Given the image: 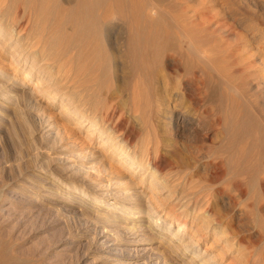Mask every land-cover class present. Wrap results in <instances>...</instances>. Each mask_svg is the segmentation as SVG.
<instances>
[{
    "label": "rangeland",
    "instance_id": "obj_1",
    "mask_svg": "<svg viewBox=\"0 0 264 264\" xmlns=\"http://www.w3.org/2000/svg\"><path fill=\"white\" fill-rule=\"evenodd\" d=\"M5 1L14 5V0ZM48 2L62 16L74 14L73 2ZM139 4V22L174 29L182 17L191 21L187 26L192 30L215 36L213 43L228 61V67L212 71L229 75L218 82L215 93L221 108L232 107L223 113L225 127L203 121L181 133L182 123L192 120L190 112L179 111L188 103L178 100L186 88L163 94L166 110L150 112L146 106L135 118L122 114L133 132L132 145L158 141L151 160L160 165L163 177L155 183L150 166L133 164L130 170L129 159L118 160L106 144L100 146L97 129L88 130L93 120L87 110L93 109V62L74 60L84 70L74 91L65 85L68 79L55 75L57 63L37 53L33 57L20 46L32 37L42 39L41 33L8 39L9 29H0V264H203L202 258L212 264H247V259L264 264V0H131L119 6ZM51 22L33 21L47 28L46 43L54 42L53 26L62 30L67 45L80 32L85 34L66 19ZM129 26L125 28L132 29ZM87 49L92 51L93 42ZM66 55L68 59L72 54ZM65 59L63 65L71 61ZM230 91L235 100H229ZM48 95H53L50 102ZM234 125L242 130L232 131ZM219 147L227 149L218 152ZM207 149L208 155H220L222 163L204 157ZM192 156L198 161L183 166ZM188 174H193L190 181ZM101 196L97 206L94 199ZM115 201L119 205L113 223L97 222L95 217L113 209ZM135 207L141 210L137 213ZM213 217L224 223L218 225ZM150 218H158L159 230L144 233L141 229ZM176 218H186L188 228L171 241L178 229ZM118 233L126 235L125 241L116 237ZM224 253L227 259L220 262L217 254Z\"/></svg>",
    "mask_w": 264,
    "mask_h": 264
},
{
    "label": "bare ground",
    "instance_id": "obj_2",
    "mask_svg": "<svg viewBox=\"0 0 264 264\" xmlns=\"http://www.w3.org/2000/svg\"><path fill=\"white\" fill-rule=\"evenodd\" d=\"M60 1L63 3H74L72 7L74 14L72 13V16L69 15V17H67L66 15L68 14L62 16V14H60L62 11L56 8L52 9L50 6H48V0H14V5L11 7H9L10 4L8 6L7 4H4L6 2L5 0H0V29L4 27L9 29V36L7 37L8 39L9 37L13 36V34L17 35V38L20 39L21 37L30 38L33 33H41L44 36L42 39H36L32 37L29 42L24 44L22 42V45L20 46L23 47L24 45V48H27L29 54H33V57L37 54H40V56H44L42 60L47 62L53 61L57 63L56 68H54L55 66H51L54 68V70L50 67V71L53 70L55 75L59 73V76L63 78L61 79L58 76V79L61 81L68 79L65 85L71 86L74 91L80 87L79 73L80 75L84 73V70L78 67L74 60H77V63L84 59H88L89 63L93 62V66L91 64L89 66L91 69H93V86L91 85L93 89L91 88L90 92L93 94V106L91 105L93 109H87L88 115L92 116L93 120L91 121L92 123H90L88 130L91 129L94 133V131L97 129L99 142L101 143L100 146L104 147L106 144L109 149L118 155V160L123 158L129 159L131 162V164L128 166L130 170H133V167L131 166L133 164H136V166H144V168H148V166H150L152 172L151 180H155V183H157V181L163 177L161 176L162 169L160 165L157 164L155 159L151 160L153 157L151 156V153L157 154L158 152L154 143L158 141H154L152 139L154 141L152 142L150 139H148L140 146H136V144L132 145L131 141L129 140V136L131 137L133 132L130 126H127L128 129H126V121L122 114L125 113L124 115L130 116V118H135L137 117L136 112L146 110V106L150 108V112L157 110L159 111L162 108L168 109L169 106L161 99H164L163 94L166 93L165 96H167L169 89L173 88L174 90H179L180 88H186V93L181 94L180 97H178V100L182 99L188 103L185 107L181 105L179 111L181 110L180 112L182 113L190 112L192 120L188 119L187 122L182 123L181 133H184V131L188 130L189 127L191 128L200 126L203 121H208L211 123V127L214 123L218 129L225 127L226 120L225 117H223V113L226 110L232 109V107H230V105L229 107H224V109L221 108V105L215 100V93L218 87V82L228 78L229 75L227 72L220 75H217L216 72L215 75L212 73V71L218 70V68L222 66L225 68L228 67V65H226L228 61L225 59V52H219V50L216 48V44L213 43L215 36L213 38L210 33H206L207 30H205L206 32L192 30V28L187 26L191 21L186 22L189 21V19L186 20L182 17L179 19L177 24H175L174 29L172 27L163 28L159 25H151L150 20L149 23L144 21V23L142 21L139 22L135 17L140 14L139 12L143 9L142 4H139V6L136 7L133 6L134 8L127 5L129 7L128 9H126V7L123 9L119 6L120 2L125 3L128 1L130 2L131 0ZM84 1L88 2V4L84 3L86 6L83 8L82 2ZM94 3L96 5L98 3L96 8ZM37 10H39V13L46 12L48 15H40ZM64 19L69 21L71 24H74L72 25L74 30H85L83 32H85L86 35L84 33L83 35L80 32V34H77V36L73 37V42L67 45V40H63L64 33L62 30L53 26L54 28L50 29V31L53 32V35L52 33L50 35L54 42L46 43L48 40V37L45 36L48 33L47 28H41L33 25V21L35 20L49 22L52 21L51 23H53L54 20H61V22H63ZM128 24L130 25L129 27H132V29L127 30L125 28ZM152 26H154V28ZM116 27H121L122 29H120L118 33H115L114 31ZM87 30V33H93L87 35ZM89 30H91V32H89ZM3 42H6V40L4 39ZM92 42L93 52L91 49H87V46L91 45ZM45 52L49 54L43 55ZM69 53L72 54L71 57L69 56L68 58L71 61H66V63L63 65L62 60L63 58L65 59L67 56L66 54ZM48 66L49 65H45L43 68ZM27 77L28 74L26 73L22 80L25 81ZM54 82L56 84V80ZM81 90L82 89H80L79 92H81ZM236 91L238 92L237 89ZM230 92H228L229 100H235V92ZM79 94L80 93H78V95ZM78 97H76V99ZM97 97H100V99H97ZM52 98L53 95H48V100L50 99L48 102H50ZM83 99L85 98L83 97ZM78 106L80 105H77L76 108H79ZM84 106L85 104L83 103V108H85ZM61 110H64V108L61 107ZM182 113H180V116ZM174 128H176V126L170 127V129ZM225 129L227 132L229 131L227 128ZM238 129L242 130L236 125L231 128V130L234 132ZM125 130H129L128 134L123 133ZM94 135H96V133L93 134V136ZM102 135L104 136L101 137ZM149 135L150 134L147 135L148 138H150ZM249 135L250 137H254V134L250 133ZM178 137L180 136H177V138ZM224 149H227V147H219L218 152L223 151ZM258 149L260 148L258 147ZM231 150H234V148H231ZM208 153L209 151L207 149L204 152V157H209L210 162L217 160L219 163H222L223 160L220 155L211 156L210 154L208 155ZM194 157L192 160L188 159L189 161L182 160L185 163L183 166L188 167L196 163V161H198V157ZM178 161H181V159ZM216 163L217 162H215V164ZM191 179H193V174H188L186 176V180L190 181ZM197 196L198 193L194 195L193 200H197ZM104 197L105 196H101L94 199L96 202L95 204L98 206L101 202L99 200L103 199ZM102 201L105 202V200ZM114 204H116V206H114L113 209L105 210L101 217H95L96 221H105L111 223L116 218V216H118L117 206L119 205V202L115 201ZM127 208L130 209L133 208V206L129 205ZM135 208L137 213L141 210V207ZM92 217L93 216L91 215L86 216L85 223L87 222L86 220H89ZM213 218L215 219V223H218V225L224 223L221 220V217ZM157 219L158 218H150L145 229H141L142 232L143 230L144 233L147 231L151 232L152 230H156V227L158 226L156 223ZM172 220L173 218L170 217L169 221L171 222ZM177 220L179 221L178 229L176 233L170 235L171 241L175 238L177 233H181L185 228H188L186 226V218H183L182 220L176 218L174 222ZM134 228L135 227H133L132 230H134ZM197 229L195 232H198ZM68 233H70V230ZM118 235L119 233L116 234V237L119 240L125 241L126 235L119 237ZM215 239L217 240V238ZM173 245L174 244H172V246ZM191 245L192 243H188V246ZM227 254L228 253L217 254L220 255V262H225L227 259ZM202 260L204 262H202L203 264H212L213 262L209 261L207 258H202ZM251 261L254 262V259H247V264H251Z\"/></svg>",
    "mask_w": 264,
    "mask_h": 264
}]
</instances>
